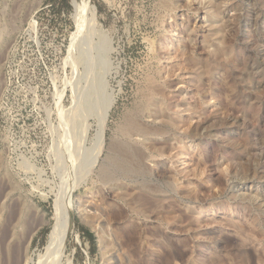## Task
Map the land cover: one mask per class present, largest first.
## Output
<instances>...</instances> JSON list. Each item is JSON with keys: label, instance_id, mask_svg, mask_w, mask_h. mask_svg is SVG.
<instances>
[{"label": "rangeland", "instance_id": "rangeland-1", "mask_svg": "<svg viewBox=\"0 0 264 264\" xmlns=\"http://www.w3.org/2000/svg\"><path fill=\"white\" fill-rule=\"evenodd\" d=\"M174 1L167 11L160 0H90L98 16L79 22L72 0H0V264H264V12L224 0L211 19L219 41L205 44L210 22L195 9L208 0ZM221 45L231 48L226 66L200 77L170 56L179 48L212 61ZM151 77L166 88L168 115L186 126L160 143L163 156L146 150L159 167L121 180L142 194L124 200L102 174ZM144 185L168 200L144 203ZM59 207L72 221L55 260L46 248ZM201 207L209 211L199 216Z\"/></svg>", "mask_w": 264, "mask_h": 264}, {"label": "bare ground", "instance_id": "bare-ground-1", "mask_svg": "<svg viewBox=\"0 0 264 264\" xmlns=\"http://www.w3.org/2000/svg\"><path fill=\"white\" fill-rule=\"evenodd\" d=\"M204 1H206V0H204ZM225 2L226 1H224V0H208L207 4L206 3L203 4L202 2L198 1V4H201V6H198L195 9V13L197 14L200 11L202 12L203 11L202 9H204L203 14H205V16H204L203 23H209L210 22L209 28L212 30V34L209 35L207 37V39H205L206 40L205 42H207V43L204 42L205 44H214L216 41H219V39H217V38H219V36L217 34V31L214 30V29H216L217 26H213L214 24L211 23V19L214 20L215 17L217 18L218 14H222L223 13V12H221V6ZM159 3H160V8L165 9L167 11H169L168 10L169 8H170V10H171V8L173 9V7L175 6V1L174 0H160ZM72 5H74L77 8V10H78V20H79V22H80V18H83V17L95 18V17L98 16L97 9L95 8V6L92 5L90 0H72ZM206 5H208V6H206ZM249 5L250 6L247 7V8H250L252 10V13L256 12L255 13L256 15L258 13H263L264 12V4H260L256 0H249ZM202 6H203V8H202ZM209 9H213L214 11H210ZM232 10H234V9L232 8ZM211 12H212V16H210ZM252 13H250V14H252ZM252 17H254V16H252ZM248 19H246V20H248ZM252 21H253V25L258 26V24H259L258 18H255V20H252ZM220 22L222 23L221 27L222 26H226V25H224V23L226 24L227 21H225L224 18L221 17ZM236 22L238 24H240V26H241V23L243 22L242 17H240V16H239V18L237 17ZM2 30L3 29L0 30V40H1V38L4 37V36L2 37V35H3V31ZM210 47L211 46H209L208 48H210ZM178 49L174 48V52H173V48H172L171 51L173 53L170 56H173L175 54L176 59L181 58L182 62L185 65L186 64L189 65L190 69L192 70V73H194V75H196L197 77L198 76L200 77L202 74H207V73L213 71L214 70L213 68H214L215 65L220 67V68L221 67H225L226 66L225 59L228 58L227 56L231 52V48L221 45V46H219L217 48L216 52L214 53L215 54L214 55L215 58H212V61H207V62L203 61L204 63L203 62L202 63H198L197 61L192 60V58H188L186 56V54L183 53L184 51H182L181 53H178ZM235 61H237V60H235ZM249 63H250V60H247V61L244 62L245 68H250L253 71L254 70H259V67H257L254 63L251 62L250 65H249ZM169 74H172L170 70H169ZM153 78H155V77H151V79L148 80L147 86L145 88V92L142 93L144 96L141 95V96H143V100H142L140 106H138L135 109L134 113L128 115L125 118V120H124V122L122 124L123 126L119 128V134H121V137L123 136L125 139H127V141L126 140L125 141H117V142H115L113 144V146L111 147L112 148V150H111L112 153H111V156H110L111 159H110L109 165H108L107 168L104 169L103 174H102V178H103L104 182L112 185L114 187L112 189H115L117 191V193L120 192V191L124 192V193L120 192L121 195L118 196L119 198H123L124 200H126V199H130V200L131 199H135V201L137 202L138 200L142 199L140 197L142 194L140 196H138L139 193H138V195L129 194V192L127 193L125 189H127L128 185L126 187L125 184L122 183L121 180L125 179L126 181L134 182L136 179L141 178L145 174H146V176L149 175V174H152L153 173V169L156 166H157V168L159 167V163H157V164H153L152 163V160L148 156L149 154L146 153V150L151 152V153H154V154L156 153V154H159V155L163 156L164 153L167 152L166 151L167 148H166L165 145H162L160 143H165V144L168 143L166 141H168L170 139L171 135L175 132L174 131L172 133L171 129H173V128L181 129L178 124H182V126H186L182 121L176 120L177 121L176 122L174 120L175 117L173 115L172 116L174 118H172L171 115L170 116L168 115V113L171 110L169 111V107L168 106L166 107V103L168 101V99L166 97V94H165V89L166 88H165V86L164 87L161 86L162 84L157 85L156 84L157 82L155 83L156 80L153 79ZM167 87L169 88L170 85H167ZM195 111H196V109H195ZM143 119H148L149 121L151 120L150 122H152V124L144 123L142 121ZM200 128H201V125H196V126L191 127L189 135L192 138H194L196 135H198V131H199ZM205 128H207V127H205ZM202 129H203V127H202ZM210 131H212V130H210ZM189 135H188V137H189ZM195 139H197V138H195ZM234 145H235V143H234ZM244 146H245V144H244ZM177 148H178V146H177ZM237 151H238V149H237ZM184 152H186V151H184L183 146H179L178 153L182 154ZM239 152H241V151H239ZM237 155H238V153H237ZM255 162H257V161H255ZM151 164H153L154 168H151L152 167ZM196 164H197V166H196ZM194 168L198 169V170L202 169V168H200L199 163H195V167ZM254 169H252L249 164H246L244 166V171L250 172L253 175L257 174V176H258V172L256 170H254ZM244 175H246V177H247L248 174L245 173ZM249 177H252V176H249ZM243 182H244V180H243ZM253 183H254V181H253ZM171 186L172 187L174 186V188H173L174 194H181L180 191H179V185L176 186L175 182H174V185L172 183ZM151 188L145 187V185H144V198H143L144 199V203L145 202L146 203L147 202H153V201L160 202V200H164V201L168 200V199H166L165 195H162V191L163 190L162 191L158 190L159 191V193H158V191L155 192ZM133 192H135V191H133ZM187 195H189V192L187 193ZM190 196H192V195H190ZM240 197H241L242 200H246V201L250 202L258 210L259 209L262 210V200L259 199V195L257 193H253V192L247 193V192L244 191V192H242ZM236 198H237V196H236ZM129 201H128V204H129ZM137 206H139V204ZM64 207L63 208L59 207L58 224L56 225V227H53V230L51 231V233L48 236V242H47V248H46L47 249L46 256L47 257H51L52 259L61 258L62 257L63 251H64V243H63L64 239L62 240V238L64 236H66V234L69 232V229L71 228L72 214H70L71 211H70L69 208H67V209L65 208L64 209ZM137 208H138V210H137L138 213H140V211H141L140 209L141 208H139V207H137ZM186 209H188L187 212L190 213V214L193 213V211H194V210H192L190 208H186ZM146 210L147 209L144 208V215L147 212ZM137 211H135V212H137ZM208 211H209V209L207 210V209H205V207H201V210L199 209L198 214H199V216H201V215L205 214ZM80 213H82V210H80ZM88 215L91 216L88 212H86V213L82 214L81 216H84V217L86 216L87 217ZM34 231H36V228H35ZM34 231H31L29 233V235H28V238H27V240H28L27 243L28 244L30 243V241L32 240V238L34 236ZM4 240H6V239H4ZM44 255H45V253H44ZM43 256H41V257H43ZM51 258H49L50 260L48 259V261H51ZM41 259H44V258H41ZM24 263L26 264L27 262H24ZM48 264H49V262H48Z\"/></svg>", "mask_w": 264, "mask_h": 264}]
</instances>
